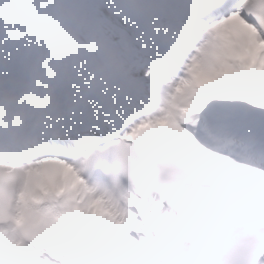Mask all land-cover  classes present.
<instances>
[{"label":"snow or ice","instance_id":"1","mask_svg":"<svg viewBox=\"0 0 264 264\" xmlns=\"http://www.w3.org/2000/svg\"><path fill=\"white\" fill-rule=\"evenodd\" d=\"M190 14L200 42L155 115L78 164L0 153V264H264V0Z\"/></svg>","mask_w":264,"mask_h":264},{"label":"clouds","instance_id":"2","mask_svg":"<svg viewBox=\"0 0 264 264\" xmlns=\"http://www.w3.org/2000/svg\"><path fill=\"white\" fill-rule=\"evenodd\" d=\"M95 2L0 0V64L12 50L24 70L17 87L0 86V153L14 148L20 160L55 153L70 164L83 158L64 146L66 117L93 100L114 99L132 72L120 33L93 11ZM98 2L120 14L130 6L143 11L150 0ZM194 47L184 46L190 55ZM170 79L155 76L151 91L159 105ZM69 84L71 95L62 98Z\"/></svg>","mask_w":264,"mask_h":264}]
</instances>
